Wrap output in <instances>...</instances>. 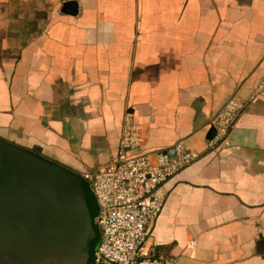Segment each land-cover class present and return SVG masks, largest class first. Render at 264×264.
<instances>
[{"label":"crops","instance_id":"0c3cea01","mask_svg":"<svg viewBox=\"0 0 264 264\" xmlns=\"http://www.w3.org/2000/svg\"><path fill=\"white\" fill-rule=\"evenodd\" d=\"M66 1L0 0V138L81 173L114 160L128 113L144 148L199 153L165 181L155 256L264 264V0Z\"/></svg>","mask_w":264,"mask_h":264},{"label":"water","instance_id":"95a60500","mask_svg":"<svg viewBox=\"0 0 264 264\" xmlns=\"http://www.w3.org/2000/svg\"><path fill=\"white\" fill-rule=\"evenodd\" d=\"M75 9L73 0L62 7ZM40 152L0 138V264H93L96 199L78 173Z\"/></svg>","mask_w":264,"mask_h":264},{"label":"built area","instance_id":"2783aa9c","mask_svg":"<svg viewBox=\"0 0 264 264\" xmlns=\"http://www.w3.org/2000/svg\"><path fill=\"white\" fill-rule=\"evenodd\" d=\"M262 91L264 78L253 95ZM241 109L242 104L234 99L222 106L211 120L214 135L210 144L226 143ZM198 157L199 153L181 143L170 152L144 148L141 126L125 114L114 160L78 173L88 183L98 206L93 264H175L173 259L155 256L149 234L167 196L165 181Z\"/></svg>","mask_w":264,"mask_h":264}]
</instances>
